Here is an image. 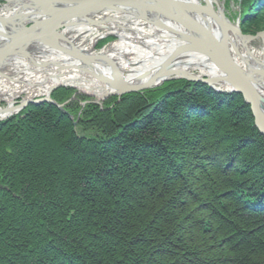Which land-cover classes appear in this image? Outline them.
<instances>
[{
  "label": "trees",
  "instance_id": "obj_1",
  "mask_svg": "<svg viewBox=\"0 0 264 264\" xmlns=\"http://www.w3.org/2000/svg\"><path fill=\"white\" fill-rule=\"evenodd\" d=\"M239 8L264 30V0ZM120 98L86 104L80 134L49 103L0 122V264H264V136L241 95L178 78Z\"/></svg>",
  "mask_w": 264,
  "mask_h": 264
},
{
  "label": "bare ground",
  "instance_id": "obj_2",
  "mask_svg": "<svg viewBox=\"0 0 264 264\" xmlns=\"http://www.w3.org/2000/svg\"><path fill=\"white\" fill-rule=\"evenodd\" d=\"M43 1L48 2L45 10L60 9L61 6L57 3L68 4L59 0ZM160 2L164 6H159ZM150 4L143 7L131 0L91 14L73 15L35 9L28 0H0V20H12L17 26H29L33 33L54 27L45 34V37L60 38L64 35L69 40L67 41L63 36L64 46L74 48L76 52L88 56L92 66V71H88L87 61L81 62L53 50L55 48L53 46L42 44L32 47L29 53L35 56V61L43 63L44 68L36 67L32 61L24 59L23 55L0 57V72L4 74V76L0 75V98H5L10 103L14 96L26 93L23 99L30 97L37 104H52L70 118L75 132L80 134L82 131L79 122L86 104L97 105L99 112H105L112 107L110 111H113L119 100L121 101V96L156 88L125 92L122 91L125 86H120L122 82L140 83L161 70H163L161 75L154 78L152 83H158L164 77L167 78L164 80L166 82L174 80L170 77L181 75V71H184L185 75L193 74L210 79L218 77L216 78L218 84L212 81L211 84L216 88H224L223 86H227L225 81L218 80L219 69L205 57V54L215 50L213 38L210 40L204 29L208 27L214 35L215 32L218 34L222 42L226 41L227 49L232 55L231 60L237 64L242 75L262 98L264 104V35L260 33H264V30L255 33V35L260 33L256 43L249 37L238 35L233 31L235 24L228 18L224 2L220 0H155L152 6ZM183 4L193 8L199 6L204 12L200 13L201 17L197 19H180L178 13L181 11L175 8ZM155 6L165 9L166 12ZM205 11L213 13L212 16L228 26L223 28ZM12 40L14 46L22 49L25 44L28 45L15 35L5 37L4 42ZM59 43L63 45L62 41ZM171 54L176 55L171 57L166 65H162ZM35 71L38 77H32ZM115 73L121 77L114 78ZM17 77L28 79L27 84L16 85L19 81ZM61 84L66 85L61 86ZM60 87L72 89L69 97L64 101L52 97V93ZM210 88L219 94H230ZM47 94L52 102L42 100ZM91 98L100 101V104L95 103ZM109 98H111L109 102L111 106L104 107V102ZM242 99L249 106L243 97ZM70 103L75 107L78 105V112L67 111ZM25 108L20 109L13 117H23L26 113L20 112ZM7 114L2 112L0 107V122L11 118ZM85 133L89 136L93 135L89 129H86Z\"/></svg>",
  "mask_w": 264,
  "mask_h": 264
},
{
  "label": "water",
  "instance_id": "obj_3",
  "mask_svg": "<svg viewBox=\"0 0 264 264\" xmlns=\"http://www.w3.org/2000/svg\"><path fill=\"white\" fill-rule=\"evenodd\" d=\"M28 1L31 2V5L35 9L38 8L44 11L64 12V13H69L73 15H84V14L87 15V14H91L98 10L107 9L114 4L121 3V2H128L131 0H59V2L65 1L68 4L57 3L61 6L60 9L59 8L58 9L49 8L46 10L45 8L48 7V2H45L43 0H28ZM132 1L136 2L137 4L143 7H147L146 5L150 4L149 2L154 4L155 0H132ZM168 1H173V0H168ZM152 4L150 5L152 6ZM158 4L159 6L160 5L164 6L162 2ZM155 7L158 8L159 10L166 12L165 9H161L157 6ZM175 9L181 11V13H178V16H179L178 18L180 19H197L201 17L200 13L204 12L202 9H200L199 6H197L196 8H193L188 5H184V4L177 5ZM205 13L209 15L211 18H213L216 22L220 23V25L223 28H226L228 26V25L226 26V24L221 23L217 18L212 16L213 13L211 14L210 12H206V11ZM237 22L239 21H236V23H234L235 28L233 31L238 33V35H240L241 37H249L250 39H252L251 37H256L260 33L264 35V33L262 32L256 35H252V36L248 34H242L239 28V23ZM52 29H54V27H48L47 30L42 31L40 33H33V31L31 30L29 26H25V25L17 26L12 22V20L10 21H8L7 19L0 20V57H9L11 55H23L24 59L26 58L27 60L32 61L33 64L36 65V67L38 66L39 68H42V67L44 68L45 66H43V63H38L37 62L38 60L35 61L36 60L35 56H32L29 53V51H31L32 47H37L38 44L49 45V46L55 47L53 50L60 51L63 54L73 57L81 62L87 61L86 66L88 68L86 70L92 71L91 70L92 66L89 63L90 58H88V56L76 52L74 48L70 49V47L64 46L65 42L62 40L64 35H62L60 38L45 37L46 36L45 34L49 30H52ZM204 29L206 30V34L209 35V39L211 40V38H213L214 49H215L214 52L205 54V57L208 62L213 63L214 66H216L219 69L218 75L220 76V79L218 80H224L227 86H223L224 88L214 87L211 84V81L213 83L217 82L216 78L218 77H212V79H210L208 77L193 76V74L185 75L184 73L186 72L184 71H181L182 72L181 75L176 74L170 78L171 79L184 78L190 81H202L219 92L240 93L241 96L244 98L245 102L249 104L250 106V110H251V113L254 119L255 127L258 129L260 134L264 136V104L261 101L262 98H260V96L253 89V87L249 84L247 79L242 75V73L240 72V69L237 67V64L231 60L232 55L227 49V45L225 43L226 41L222 42L218 34L215 32V35H214L213 32L208 27H205ZM12 35L19 36L22 39V41L27 42L28 45L25 44L24 49H22L20 47L14 46L13 40L10 42H4L5 37H10ZM203 35H205V33ZM65 39L69 41L66 37ZM60 41H62L63 45L59 43ZM183 51L184 49H182V52ZM175 55L176 54H171L170 56H168L163 61L162 65H166L167 62L171 60V57ZM52 64L57 65L55 63H52ZM38 71L41 72V69H39ZM162 72L163 70L157 71L154 75H152L151 77H149L148 79L140 83L125 84L124 82H122L120 86L122 85L125 86V89H123L122 91H125V92L126 90L137 91L143 88L147 89V88H152V87H158L162 85L165 82L164 80H166L167 78L165 77L163 79L161 78V81H159L158 83H152V81L154 80V78L161 75ZM0 75L4 76V74L1 72H0ZM113 76H115L114 78L121 77V76H118L116 73ZM65 85L66 84H61V86H65ZM42 100L52 102V99L50 98L49 94H47ZM94 102L100 104V101L94 100ZM29 104H37V102L31 99L30 97L23 99L19 102L11 101L10 103L8 102L6 107L2 108V112H7L8 113L7 116L10 117V116L17 114L20 109L25 108L26 105H29ZM58 107L61 108V106H58Z\"/></svg>",
  "mask_w": 264,
  "mask_h": 264
},
{
  "label": "rangeland",
  "instance_id": "obj_4",
  "mask_svg": "<svg viewBox=\"0 0 264 264\" xmlns=\"http://www.w3.org/2000/svg\"><path fill=\"white\" fill-rule=\"evenodd\" d=\"M221 2L223 1L224 2V6H225V9H226V11H227V14H228V18L232 21V22H234V23H236V21H239V19H240V13H239V10H240V8H239V2H240V0H220ZM237 23H239V26H240V22H237ZM241 30V29H240ZM257 31H259V29L258 30H256L255 32H253V33H244V32H242V30H241V33L242 34H248V35H255V33L257 32ZM252 38V40H253V42L254 43H256L258 40H259V37L257 36V37H251ZM32 77H38V74H37V72L35 71V74L32 76ZM18 78V77H17ZM24 77H22V79L21 78H18V82H17V84L16 85H20V86H22L23 84H27L26 83V81L28 80V79H23ZM22 80V81H21ZM61 88V87H60ZM25 95H27L26 93H20L19 95H16V96H14L13 98H12V100L11 101H13V102H18V101H20V100H22L23 99V97H25ZM91 97V96H90ZM91 99H94V98H91ZM95 100V99H94ZM8 102L9 101H7V99H5V98H0V107L1 108H4V107H6L7 106V104H8ZM69 103V102H68Z\"/></svg>",
  "mask_w": 264,
  "mask_h": 264
}]
</instances>
